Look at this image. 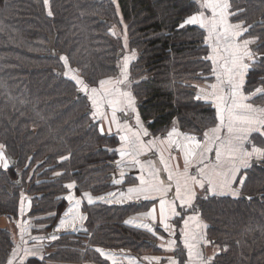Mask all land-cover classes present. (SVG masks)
<instances>
[{
	"label": "trees",
	"instance_id": "16d2710c",
	"mask_svg": "<svg viewBox=\"0 0 264 264\" xmlns=\"http://www.w3.org/2000/svg\"><path fill=\"white\" fill-rule=\"evenodd\" d=\"M231 6L232 20L248 28L245 38L259 37L254 48L264 56V0H231ZM195 11L196 0H0V144L15 162L0 169V218H17L28 196L30 217L47 216L44 224L54 229L71 190L97 196L117 188L119 141L100 134L90 100L64 76L61 59L92 86L119 77V54L126 49L116 26H125L127 49L137 54L131 90L150 133L165 135L177 125L199 135L216 126L214 106L195 99V85L212 78L211 61L203 59L204 30L184 24ZM262 59L248 71L247 93L264 86ZM252 101L264 107L259 95ZM253 137L261 146L264 137ZM258 162L246 172L240 196L198 201L207 236L218 247L214 264H264V161ZM150 206L84 203L87 231L59 234L50 260L111 264L96 248L155 255L153 236L125 224ZM12 246L11 233L0 227V264Z\"/></svg>",
	"mask_w": 264,
	"mask_h": 264
},
{
	"label": "snow or ice",
	"instance_id": "6c2138e0",
	"mask_svg": "<svg viewBox=\"0 0 264 264\" xmlns=\"http://www.w3.org/2000/svg\"><path fill=\"white\" fill-rule=\"evenodd\" d=\"M44 3L47 5L48 0H44ZM229 8L228 0H196V11L184 21V24L198 25L207 34L204 37V42L210 52L203 59L211 61L210 71L216 81L208 88H200L195 96L197 100H211L216 109V118L220 121L218 125L203 133V141H197L196 137L192 135L181 134L175 127L168 132L164 140L159 137H153L150 140L144 139L151 134L137 111L136 98L128 90L132 83L127 71L130 57H125L119 77L99 80L98 86H92L90 82H86L85 79L77 75L71 77L75 81L77 91L84 93L91 101L94 110L93 116L101 118V123L98 125L100 134H105V123L108 125V134H111L113 125L117 127L118 132H123V135L119 137L121 147L116 150L120 153L121 160L127 156L132 164L140 165L142 172L147 169V178L141 176L139 178L140 185L130 187L128 196L129 198L135 196L137 199L142 196L144 200H157L160 225L170 237H176L167 241L166 250H172L178 241L182 242L183 249L187 250V260L178 262L177 259L168 257V264H213L215 257L204 258L199 248L201 243L210 242L205 241L203 235L196 230L200 227L196 215V201L201 194L205 199L208 194L240 196V189L247 176V173L241 174V169L250 168L252 165L249 161L253 157L256 160L264 161V141H261V146H257L249 139L253 133L264 137V107H254V101L245 102L257 95L261 100H264V86L255 88L247 95L242 91L245 83L244 78L249 68V64L245 61H255L261 55L256 50L249 48V45L256 43L259 37L239 39L248 31V28L228 22L229 15L236 14L229 12ZM51 14L49 12V15ZM184 24H181V27ZM61 59L65 61V67H68L67 58L61 57ZM261 62L264 63V59ZM105 106L111 109L110 119L104 110ZM118 111L125 115H128L129 112L135 114L134 128L130 127L127 122L121 124L117 120L116 113ZM225 128L227 134L221 136L219 133ZM174 135L177 137L184 135V141L174 140ZM257 138L253 137L252 140ZM158 141L159 144L165 145L163 149L158 146ZM246 144H251V150L245 147ZM153 149L160 152V164L164 165L163 169L158 168L151 159L144 163L138 159L140 155L153 151ZM164 151L169 153L167 160L164 157ZM173 151L177 155H173ZM213 151L215 156L214 159H211L209 154ZM179 154L183 155L184 160L182 170L178 163L175 166H170L169 163L171 160L177 159ZM116 163L119 166L121 161H116ZM194 163L197 164V171L190 173L189 167ZM9 167L10 158L7 156L6 146L0 144V168L7 171ZM161 172H167L166 180L161 178ZM56 175H60V173H56ZM238 175L239 179H237ZM114 182L118 183L119 181ZM65 187L71 190L75 185L69 183ZM173 189L174 194L169 197L168 193ZM198 189L200 192L197 191ZM109 195L113 194L109 193ZM83 196L87 198L89 204L93 203L90 193L85 192ZM248 198L251 199V197ZM66 199L73 206L64 215L69 216L70 213H73V208L76 211L69 216L67 221L62 219L60 227L67 224L75 230L77 221L82 222L87 217L79 214L81 201L76 199L71 192ZM21 212H23V207H21ZM155 213L156 208L153 207L144 215L155 222L157 218ZM173 217L180 219L173 224L170 223ZM181 221H183V228L177 235L176 228ZM190 222L195 224V228L190 226ZM126 223H132V221H126ZM140 226L147 228L153 236H157V232L149 225ZM59 230L58 227L56 231ZM84 230L87 231V229ZM25 231L26 229H21V241L26 244L27 241L24 240L23 235ZM50 238L58 239L55 235ZM157 238L164 239L162 236ZM96 251L105 259H111L112 264H116L115 256L106 253L103 249L98 248ZM23 252L24 257L21 258V264H23L24 258L30 255L41 261L44 259L40 252H33L29 248H24ZM16 255L17 250L13 249V258L8 260V264H14ZM150 259L159 260L158 257Z\"/></svg>",
	"mask_w": 264,
	"mask_h": 264
},
{
	"label": "crops",
	"instance_id": "0c3cea01",
	"mask_svg": "<svg viewBox=\"0 0 264 264\" xmlns=\"http://www.w3.org/2000/svg\"><path fill=\"white\" fill-rule=\"evenodd\" d=\"M230 2H231V0H230ZM228 3H229V0H228ZM229 12H232L231 4H230ZM228 22L230 24H233V25H242L243 27H245V25L243 23L233 21L232 20V15H229ZM186 25H188V26H198V25H189V24H186ZM121 27H123L122 28L123 32H122V34H120V36L122 37L123 42H124V39H125L124 45H125V49H126L121 57L123 58L125 56V53L128 52L127 55H129L130 59L128 61V69H127V71H128V74H129V80L131 81V78H130V65L133 62V60L137 57V54H136V52H133V51H130L129 49H127V47H128V38H127V36L125 34V30L126 29H125L124 25H122ZM115 29H116V31L118 33L119 30L117 28H115ZM245 33L239 39H241V40L244 39L245 38ZM205 45H206V47L208 49V54H209L210 49L208 48L207 44H205ZM254 46H255V43L249 45V48L250 49H254ZM245 62L249 64V68H248L247 73H246L245 78H244L245 79V83H244V86L242 88V91L245 93V95H247V92L245 90L246 81H247L248 71L251 68L253 61H251V63H249L248 61H245ZM123 63H124V59H121V61H120V72H121V68L123 66ZM68 70H71V73L68 74V79L72 80L69 77H72L73 75H77V76L83 78L82 76H80V73L78 71H76V69L74 70L69 64H68ZM211 76H212L211 80L203 81V82H200V83L195 85L196 93L199 92L200 88H208V86L210 84L216 83L215 77L212 74H211ZM72 81L75 83L74 80H72ZM131 85H132V83H131ZM128 90H130L132 92L131 86H130V88ZM201 100H203V99H201ZM203 101H205V100H203ZM205 102H208V103L212 104L211 100L205 101ZM245 102H253V101H252V98H251L249 101H245ZM90 103H91V101H90ZM136 106H137V111L139 112V109H138L139 107H138L137 102H136ZM254 107H262V106L257 105V104L254 103ZM104 110L108 113V118L110 119L111 118V109L107 108L105 106ZM93 111L94 110H93L92 105H91L92 115H93ZM215 111H216V109H215ZM116 116H117V120L121 124L127 122L130 127L134 128V126L136 124L135 114L129 112L128 115H125L124 113L118 111L116 113ZM93 118H94V120L98 121V125L101 123V118L99 116H95V117L93 116ZM219 123H220V121L217 119V124L216 125H218ZM225 123H226V121H225ZM145 127H147V129H148V126H147L146 123H145ZM173 127H175L177 129V131L179 133H181V134H187V135L195 136L197 141H203L204 140V136H203L204 132L202 134L196 135V134H192V133L183 132L182 130H180V128L177 125L172 126V128ZM104 128H105V134L104 135H106V136H115L117 138V140L119 141V144L117 145V147L115 149V153H116V161H121V163H120L119 166L116 163L115 164V169H114V172H115V175H116L115 181H119V182L118 183L114 182V184L117 186V188L112 190V191H110V192H108V193H106V194L95 196V195H92L90 193L91 196L93 197V203H91V204L88 203V200H86L87 198L84 197L83 194L81 196H77V195H75L74 191L71 190L70 192L74 195V197L81 201L80 207H79V214L86 216L82 212V206H83L84 203L87 204V205L104 204V205H108V206H124V205H129V204L140 205L143 202L151 203V206H150V208L147 211L140 212V213H137V214H132V215L128 216L126 218V220H125V224L130 226V227H132V228H137V229H141L143 231H147L151 235H152V233L149 232L147 230V228L141 227L140 225H149L150 227H152L157 232V236H153V235L152 236H153V238L155 240L154 241L155 247L157 248L158 251H157V253L155 255H152V256H147V255H143V256L139 255L138 256V255H134L133 253H131V251L126 250V249H115V248H111V249L99 248V249H103L106 253H109L110 255L115 256L116 257V264H168V259H167L168 257H173V258L177 259L178 262L187 260V250L183 249V244L180 241L177 242V245L172 250H166L167 249V241L169 239H175L176 237H170L168 235V233L164 231L162 225H160V223H159V203H158V201L157 200H144L142 196L139 199H137L135 196H132L131 198H129L128 189L130 187H138L140 185V179L139 178L141 176H144L145 178H147V175H148L147 169H145V171L142 172L141 168H140V165L139 164H136V165L132 164L130 158L127 157V156L124 157L123 160H121L120 153L118 151H116V150L121 147V141H120L119 137H120V135H123V132H118L117 131V127L115 125H113L111 134H108V132H107L108 125L106 123L104 124ZM172 128L169 131H171ZM148 131H149V129H148ZM149 133H150V131H149ZM167 134H165V135H152L151 134L148 137H144V139L145 140H150L153 137H159L161 140H164L167 137ZM219 134L221 136L226 135L227 134L226 128L222 129ZM255 134H257V133H253L252 136L249 137L250 141H252V137ZM173 139L174 140H178V141H184V135H180L178 137L174 135ZM157 143H158V146L161 149H163L165 147V145L159 144V141ZM245 147L248 148V150H251V144H246ZM168 155H169L168 151H164V157H165L166 160L168 159ZM173 155H177L175 151H173ZM214 156H215L214 151L209 154V157L211 159H214ZM138 159L141 161V163H144V162L148 161L149 159H151V160H153L156 163L158 168L163 169V167H164L163 164H160V152L155 150V149H153V151H148V152L140 155L138 157ZM256 161L257 160L255 159V157H253L249 161V163L252 165L251 167L254 166V163ZM169 163H170V166H175L178 163L179 166H180V169L182 170L183 166H184L183 155L179 154L177 156V159L171 160ZM250 168H247V169H243L242 168L241 169V174L246 173ZM196 171H197V164L194 163V164L190 165L189 172L192 173V172H196ZM161 178L166 180L167 172H161ZM237 179H239V175H238ZM126 180L128 182L127 184H126ZM197 191L200 192L199 189ZM109 193H112L113 195H109ZM173 194H174V189H173V191H170L168 193V196L171 197V196H173ZM68 195H69V193L65 196V200L68 202V208H67V210L65 212H67L68 209L73 206V205H70L69 201L66 199V197ZM210 196H213V195L212 194H208L207 197H210ZM101 197H103V199H100ZM202 198H203V194H201L199 196V198L197 199L196 205H195L196 208H197V205H198V201L200 199H202ZM203 199H205V198H203ZM177 203H179V202L177 201ZM21 207H23V212H21V209H20V214L18 215V217L16 219H9V218H6V217L0 218V227L3 228V229L8 230L10 232L11 235H12V240H13V246L9 250V256H8V258H7V260L5 261L4 264H8V260L10 258H13L12 257L13 249L17 250V255L14 258V264H21V258L24 257V252H23L24 248H29L33 252H40L42 254V249H44V246H45V245L43 246L39 242V241H41L40 239H39V241H37V243L29 241L30 239H32V237H33V239L35 238L32 235V232H33L32 231V227H31L32 226L31 225L32 220L28 216L29 212L31 211L30 199L24 200V202L22 203ZM153 207L156 208L155 215H156L157 218H156L155 222H153V220L151 218H149V217L144 215L145 213H148L149 211H151V209ZM75 211H76L75 208H73V213H70L69 216L74 214ZM189 212H191V210H189ZM196 215L198 216V221H199V224H200L199 229H196V230L199 231L203 235V239L205 241H209L210 242V239L207 236V228H208L207 223L202 218V216H201V214L199 213L198 210L196 212ZM62 216L63 217L59 220V222L57 223V226H56V229L58 227L60 228V230L57 231L58 235L62 234V233H81V232H85L84 229H86V225H85L86 219L84 221H82V222L81 221H77L76 226H75V230H74L70 225H67V224H66V227H60V221L62 219L65 220V221H67L69 219V216H65L64 214ZM179 219H180L179 217H173L170 220V223L175 224V222L177 220H179ZM126 221H132V223H126ZM190 226L195 228V224H192L191 222H190ZM45 227H47V226H45ZM22 228L26 229V231L23 233L24 240L27 241L26 244L22 243V241H21V229ZM181 228H183V221H181L180 224L176 228L177 235H179V230ZM158 236H162L164 239L163 240L158 239L157 238ZM34 240H36V238ZM55 240H52L51 243H53ZM51 243H50V248H51ZM162 245H163V247H162ZM47 246L48 245L46 244L45 249H46ZM199 248H200V251H201V253H202L204 258H206V259L209 258V257H215L216 258V255L218 253V247L215 246L214 244H212L211 242L210 243H201L199 245ZM96 249H98V248H96ZM50 250H51L50 253H44V257L45 258L43 259V261H41L37 257H34V256L30 255V256L24 258L23 264H69V263H66V262H55L53 260H50V256L52 254L53 249L51 248ZM152 257H158L159 260L157 261V260L150 259ZM102 258H104V257L102 256ZM106 260L109 261L112 264V260L111 259H106ZM214 262H215V260L213 261V264H214ZM85 264H88V263H85Z\"/></svg>",
	"mask_w": 264,
	"mask_h": 264
},
{
	"label": "rangeland",
	"instance_id": "374dc122",
	"mask_svg": "<svg viewBox=\"0 0 264 264\" xmlns=\"http://www.w3.org/2000/svg\"><path fill=\"white\" fill-rule=\"evenodd\" d=\"M229 4H231V2H230V0H229ZM231 8H232V6H231ZM116 28L119 30V34L118 35H120V34H122V32H123V30H122V28L123 27H119V26H116ZM124 43H125V39H124ZM127 53L128 52H126L125 53V56L126 57H129V55H127ZM124 56V57H125ZM122 58V59H124V62H125V58ZM63 62H64V66H65V61L63 60ZM249 63H251V61H248ZM68 64V63H67ZM124 64V63H123ZM74 69V68H73ZM75 70V69H74ZM76 71H78V70H76ZM71 73V70H68V67H65V70H64V76L66 77V78H68V74H70ZM81 76V75H80ZM69 78H71V77H69ZM8 156V155H7ZM9 157V156H8ZM10 166H11V163H10ZM0 169H3V168H0ZM223 196H230V197H232L231 195H223ZM95 197V196H94ZM26 199H30V197H28V196H25V199L24 200H26ZM87 200V199H86ZM24 202V201H23ZM29 218L32 220V223H31V227H32V235L36 238V240H34L33 239V237H32V239H30L29 241H32V242H35V243H37V241H39V239L41 240V241H39L43 246L45 245L46 246V244L48 245L47 247H46V249H45V246H44V249H42V255H43V257H44V253H50V243L52 242V239L50 238V234H51V232L53 231V227H51V225H47L46 223L44 224V221H45V217H47V216H45V217H41L40 215H36V216H32V218L30 217V212H29ZM53 217V216H52ZM63 217V216H62ZM61 217V218H62ZM14 219H16V218H14ZM43 226V227H42ZM45 226H47V227H45ZM55 226H57V225H55ZM51 227V228H50ZM64 227H66V225L64 226ZM50 228V229H49ZM47 229H49V230H47ZM52 229V230H51ZM48 248V249H47ZM45 258V257H44Z\"/></svg>",
	"mask_w": 264,
	"mask_h": 264
},
{
	"label": "water",
	"instance_id": "95a60500",
	"mask_svg": "<svg viewBox=\"0 0 264 264\" xmlns=\"http://www.w3.org/2000/svg\"><path fill=\"white\" fill-rule=\"evenodd\" d=\"M253 50H255V48L253 49ZM123 55V52H120V54H119V56L121 57ZM262 58H264V56H262V55H259L258 57H257V59H262ZM10 158V157H9ZM10 163H11V165H15V162H14V160L12 159V158H10ZM257 165H259V162L258 161H256L255 163H254V166H257ZM116 178V175L115 174H113V179H115ZM19 184H20V177H19ZM243 198L244 199H246V200H248V201H250L251 199H253V197H251V199H249L247 196H243ZM258 198H261V196L260 195H258ZM58 233L57 232H55L54 230L51 232V234H50V236H52V235H57ZM153 244H155V243H153Z\"/></svg>",
	"mask_w": 264,
	"mask_h": 264
}]
</instances>
